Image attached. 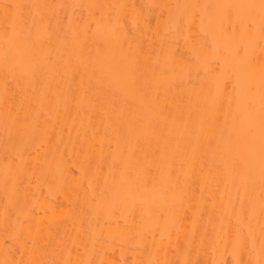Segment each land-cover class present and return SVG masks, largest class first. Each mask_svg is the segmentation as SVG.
<instances>
[{
    "label": "bare ground",
    "instance_id": "obj_1",
    "mask_svg": "<svg viewBox=\"0 0 264 264\" xmlns=\"http://www.w3.org/2000/svg\"><path fill=\"white\" fill-rule=\"evenodd\" d=\"M55 1L0 0V264H255L261 0Z\"/></svg>",
    "mask_w": 264,
    "mask_h": 264
},
{
    "label": "snow or ice",
    "instance_id": "obj_2",
    "mask_svg": "<svg viewBox=\"0 0 264 264\" xmlns=\"http://www.w3.org/2000/svg\"><path fill=\"white\" fill-rule=\"evenodd\" d=\"M5 9H12L11 12L5 13V20L10 27V37L6 31V37L10 41L16 42L18 45H24L31 39V29L27 27L22 9L26 7L22 4L5 5ZM35 7V6H33ZM194 7V6H193ZM231 7V6H226ZM242 7L253 8L254 5H247ZM260 9V29L264 35V0H261ZM128 44V50L125 51V45ZM117 52L121 55L122 70L127 77L130 87H135L137 84L136 73L139 69V50H133L127 40L121 41L117 45ZM6 63L11 60L7 50L0 53ZM238 126H234L237 139L246 138L249 142V151H253L255 147V130L259 128V160H260V179L262 185V199L260 204V218H261V239L259 243V259L255 264H264V64L261 65V89L259 95V110L257 112L255 100L249 93L247 99L239 105L237 114ZM254 215V213H253ZM248 236L253 237V229L251 225V218L248 222ZM252 250H255V240H252ZM10 264V262H5ZM30 264H60L59 261H42L36 260ZM248 264H253L249 261Z\"/></svg>",
    "mask_w": 264,
    "mask_h": 264
},
{
    "label": "rangeland",
    "instance_id": "obj_3",
    "mask_svg": "<svg viewBox=\"0 0 264 264\" xmlns=\"http://www.w3.org/2000/svg\"><path fill=\"white\" fill-rule=\"evenodd\" d=\"M55 2L58 3L57 0H56ZM23 5H26V4H23ZM26 6H27V5H26ZM28 7H29V6H28ZM27 9H28V8H27ZM27 11H28V10H27ZM30 11H32V10L30 9ZM23 12L26 13V8H25V7L23 8ZM28 12H29V11H28ZM47 14L49 15V13H47ZM4 145H5V144H4ZM2 146H3V145H2ZM2 146H1V147H2ZM1 147H0V148H1ZM4 147H5V146H3V149H4ZM6 149H7V148H5V150H6ZM0 151H1V149H0ZM2 151L5 152L4 150H2ZM3 152H2V153H3ZM4 154H6V153H4ZM3 227H4V226H3ZM3 227H2V231L4 230V228H5V230L7 229V231L4 230V233L7 234V233H8V228H6V227L3 228ZM47 253L49 254V252H47ZM47 253H46V254H47ZM48 257L51 258V256H48V255H47V258H48ZM48 259H49V258H48Z\"/></svg>",
    "mask_w": 264,
    "mask_h": 264
}]
</instances>
